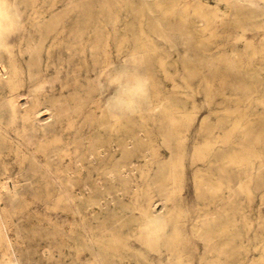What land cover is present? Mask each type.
Listing matches in <instances>:
<instances>
[{
  "label": "rangeland",
  "instance_id": "rangeland-1",
  "mask_svg": "<svg viewBox=\"0 0 264 264\" xmlns=\"http://www.w3.org/2000/svg\"><path fill=\"white\" fill-rule=\"evenodd\" d=\"M0 264H264V0H0Z\"/></svg>",
  "mask_w": 264,
  "mask_h": 264
},
{
  "label": "bare ground",
  "instance_id": "bare-ground-1",
  "mask_svg": "<svg viewBox=\"0 0 264 264\" xmlns=\"http://www.w3.org/2000/svg\"><path fill=\"white\" fill-rule=\"evenodd\" d=\"M43 72V71H42ZM55 88H56V86H55ZM21 113V112H20ZM30 152V151H29ZM101 153V152H100ZM9 185V184H8ZM2 186V185H1ZM10 186V185H9ZM12 186V185H11ZM10 191H11V189H10ZM15 193V192H14ZM9 242V241H8ZM12 250V249H11ZM15 258V257H14ZM16 261V260H15Z\"/></svg>",
  "mask_w": 264,
  "mask_h": 264
}]
</instances>
